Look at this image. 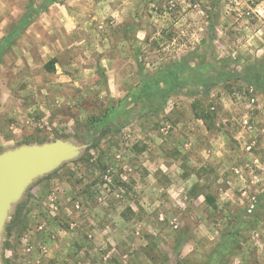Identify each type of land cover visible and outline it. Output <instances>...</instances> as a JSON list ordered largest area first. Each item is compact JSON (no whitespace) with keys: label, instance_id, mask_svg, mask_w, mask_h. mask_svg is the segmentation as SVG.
Here are the masks:
<instances>
[{"label":"rangeland","instance_id":"rangeland-1","mask_svg":"<svg viewBox=\"0 0 264 264\" xmlns=\"http://www.w3.org/2000/svg\"><path fill=\"white\" fill-rule=\"evenodd\" d=\"M43 1L0 0V157L67 155L1 264H264V89L208 76L264 70V0Z\"/></svg>","mask_w":264,"mask_h":264},{"label":"water","instance_id":"water-1","mask_svg":"<svg viewBox=\"0 0 264 264\" xmlns=\"http://www.w3.org/2000/svg\"><path fill=\"white\" fill-rule=\"evenodd\" d=\"M64 144L59 142L41 148L24 146L0 157V224L6 206L18 190L35 173L55 167L66 158Z\"/></svg>","mask_w":264,"mask_h":264},{"label":"trees","instance_id":"trees-1","mask_svg":"<svg viewBox=\"0 0 264 264\" xmlns=\"http://www.w3.org/2000/svg\"><path fill=\"white\" fill-rule=\"evenodd\" d=\"M49 1H52V0H44L42 2V4L39 6L40 9L42 7L43 8L46 7V5ZM215 64H217V63H215ZM215 64L214 63L205 64L204 67H209V66L215 65ZM214 71H215V74H214L215 81L213 80L214 78H212V76H210L208 74V76L211 79L210 84H212V85L217 84V82H219V81L226 82V81H228V79H230L231 75L237 74L240 78L246 80L248 83L255 84V85L260 86L264 89V70L263 69H260L259 71H255V72L254 71L251 72L250 70H245L242 72H237L236 70H233L231 72H228L227 70L220 67V68H215ZM212 85H209V87H211ZM208 197L211 201H213L212 196H208Z\"/></svg>","mask_w":264,"mask_h":264}]
</instances>
